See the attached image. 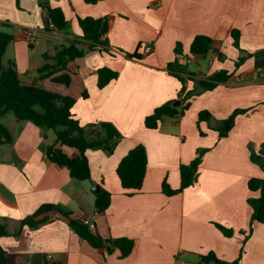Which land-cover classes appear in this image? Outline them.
Masks as SVG:
<instances>
[{
    "label": "crops",
    "instance_id": "obj_1",
    "mask_svg": "<svg viewBox=\"0 0 264 264\" xmlns=\"http://www.w3.org/2000/svg\"><path fill=\"white\" fill-rule=\"evenodd\" d=\"M60 7L72 34H80L78 17H106L109 22L107 51H92L68 64V85L50 78L38 81L37 69L53 63L52 55L64 34L43 29V10L38 0H0V30L14 34L4 58L16 63L19 79L47 90L75 98L72 112L81 123L110 121L120 133L113 151L88 149L91 178L77 180L66 167L52 162L46 154L54 140L51 130L11 113L0 121L9 130L11 142L0 141V224L9 235L0 237L9 264H42L47 255L62 264H199L200 255L213 253L214 260L201 264H231L239 255L251 207L247 187L250 177H263L249 158V146L264 141V0H49ZM38 32L29 44L24 29ZM240 33V49L233 46L231 30ZM197 34L212 38L204 55H191L190 43ZM71 37V35H67ZM153 49L145 52L142 43ZM181 44L188 72L204 77L225 70L226 82L190 100L184 114L164 117L156 128H147L144 118L165 101L177 99L181 86L167 70ZM136 51L141 58L126 53ZM243 60L238 63V59ZM118 72L116 79L97 86L98 67ZM239 74L247 75L236 82ZM186 90L193 85L185 80ZM87 96L83 97L82 92ZM253 108L238 114L228 135L218 133L205 121L200 110L215 119L228 116L235 108ZM141 143L147 151V169L141 188L127 194L115 172L121 157ZM209 148L199 165L196 181L183 191L165 195L161 183L166 178L172 188L180 185L179 167L193 159L196 149ZM69 157L75 148L61 145ZM111 193L110 204L98 213L93 185ZM43 203H53L76 220L88 218L103 237H128L132 251L119 256L113 245L91 246L79 237L56 210L36 227L20 226L21 219ZM215 223L232 228L225 236ZM19 231L18 235H14ZM238 264H264V221L254 222L243 245Z\"/></svg>",
    "mask_w": 264,
    "mask_h": 264
},
{
    "label": "trees",
    "instance_id": "obj_2",
    "mask_svg": "<svg viewBox=\"0 0 264 264\" xmlns=\"http://www.w3.org/2000/svg\"><path fill=\"white\" fill-rule=\"evenodd\" d=\"M86 3H96L100 0H84ZM19 7V0H15ZM39 6L43 10V29L47 32H59L64 34L62 42L56 47L52 55L46 53L43 57L53 60V63H45L37 69L36 79L38 81L50 78L53 81L66 85L70 83L71 77L67 73L68 64L77 58L85 56L87 53L98 50L107 51L109 46L106 33L109 22L106 17H78L80 34H72L69 30L68 21L60 7H52L49 0H38ZM52 24V26H50ZM71 35V37H67ZM14 34L9 31L0 30V118L6 113H11L17 120H28L42 129L51 130L54 140L47 146V157L54 163L68 169L72 178L86 180L91 178L89 161L86 155L88 149L103 148L109 152L113 151L114 145L120 138V133L116 126L110 121H97L81 124L72 112L75 98L69 95H62L35 83L25 84L19 79L16 63L12 59H5L4 53L7 45L12 41ZM233 46L241 50L240 33L238 29L231 30ZM212 38L205 34H197L193 37L189 53L191 55H204L212 46ZM31 44V43H29ZM174 52L177 55L173 61L167 63V70L177 77L181 86L177 99L180 105L172 106L174 99L163 102L156 106L154 110L145 116L144 125L147 128H156L164 117L177 118L184 114L189 107L190 100L200 93L215 88L218 84L226 82L229 74L225 70L216 71L204 77H195L194 73L188 72L185 63L181 62L182 48L177 43ZM130 58H141L136 52L126 53ZM243 57L238 59V63ZM97 86L102 88L111 80L118 76V72L108 66L98 67ZM191 79L193 85L186 90L185 80ZM86 97V91L82 92ZM253 106L246 108H235L231 113L221 119L213 118V115L206 109L200 110L197 116V127L199 133L203 135L199 128V122L205 121L208 127L218 133V138L226 137L234 125L238 114L251 110ZM12 137L9 130L0 121V141L11 142ZM61 145L77 149L78 155L69 157L60 148ZM209 148L199 147L195 156L188 163H181L179 167L180 185L172 188L166 178L161 183V190L165 195H173L183 191L192 185L197 178L199 165L204 153ZM249 158L257 164L263 172V177H250L247 181L249 191H259L257 196H249L247 202L251 207V218L242 240L239 255L231 264H238L243 252V245L253 230L254 222L264 221V141L258 148L249 146ZM147 169V151L143 144L138 143L130 148L119 160L115 172L120 184L127 194L138 191L143 183ZM111 193L99 186L95 192L94 206L98 213L104 212L110 204ZM56 210L65 219L69 227L82 239L95 248L105 245H113L119 250L121 258L130 254L134 246V240L128 237H103L90 227L83 220L79 221L70 217L68 212L58 209L53 203H43L31 214L21 219L20 226L27 225L36 227L47 220V213ZM215 226L225 235L232 236L234 231L225 225L215 223ZM16 231L14 235H18ZM9 235L6 227L0 224V237ZM199 264L214 260L217 263L224 261L215 258L213 253L200 255ZM0 264H9L5 249L0 245ZM42 264H62L61 262L45 259Z\"/></svg>",
    "mask_w": 264,
    "mask_h": 264
},
{
    "label": "built area",
    "instance_id": "obj_3",
    "mask_svg": "<svg viewBox=\"0 0 264 264\" xmlns=\"http://www.w3.org/2000/svg\"><path fill=\"white\" fill-rule=\"evenodd\" d=\"M50 26H52V24H50ZM24 34H25V38H26L28 43H34L38 39V32L36 29L25 28ZM141 46L145 52H151L153 49L152 43L150 41L143 42ZM246 78H247V75L239 74L235 77V81L241 82V81L245 80ZM83 221L85 224L89 225L90 227H93V223L91 222L90 219L84 218ZM46 258L50 260L51 255H47Z\"/></svg>",
    "mask_w": 264,
    "mask_h": 264
},
{
    "label": "water",
    "instance_id": "obj_4",
    "mask_svg": "<svg viewBox=\"0 0 264 264\" xmlns=\"http://www.w3.org/2000/svg\"><path fill=\"white\" fill-rule=\"evenodd\" d=\"M171 104H172V106L177 107V106L180 105V100L179 99H174ZM98 190H99V185L98 184L93 185L92 188H91V191H93V192H97Z\"/></svg>",
    "mask_w": 264,
    "mask_h": 264
}]
</instances>
